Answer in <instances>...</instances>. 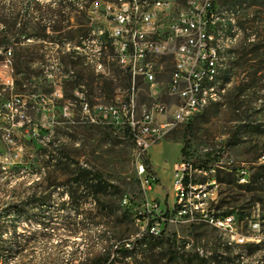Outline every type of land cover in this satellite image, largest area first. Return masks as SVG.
<instances>
[{
  "label": "rangeland",
  "instance_id": "rangeland-1",
  "mask_svg": "<svg viewBox=\"0 0 264 264\" xmlns=\"http://www.w3.org/2000/svg\"><path fill=\"white\" fill-rule=\"evenodd\" d=\"M17 1L0 0V3L6 7L11 4L16 10L19 7ZM38 1L41 4L40 14L47 18L46 30L40 31L38 28L40 24H37L38 18L32 17L29 28L24 31L27 36L15 34L17 24L16 28L10 30L7 42L4 43V47L11 52L24 54L31 70L29 78L20 79L22 84H14L11 91L13 93L25 94L32 90L43 92L47 90L41 74L42 65L48 56L61 57L66 65L71 64L67 55L61 53L62 43L59 42L74 41L85 32L86 11L93 0H77L82 8L74 5L77 10L71 11L65 8V0L62 5L54 0ZM218 4L221 5L218 9H228L225 0H218ZM58 9L64 11L63 20L60 16L55 18L52 15ZM234 17L237 18L236 15ZM18 22L20 24L22 20ZM52 26L60 28L59 32H53ZM38 35L40 37H37ZM242 36L243 33L230 49L231 54L226 71L220 74L224 86L223 98L208 104L187 125H177L170 130L158 142L161 146L160 151L155 153L150 147L146 154L141 156L140 162L147 176L152 178V184H156L151 185V190L142 188L133 143L118 128L79 125L72 122L55 124L48 143L29 140L16 131L14 140L22 145L19 158L14 161L8 159L5 165L0 162V264H50L51 259L62 263L71 253L79 255L80 251L87 246L83 231L70 233L61 222L62 217L72 215L71 203L66 202L64 207H61V202L68 199L64 193L65 186H49V184L65 180V171L63 173L62 170H55L50 165L54 162V158L50 160L51 156L58 157L62 146L67 150L63 153V159L84 161L92 157L96 160V168L102 170L107 177H111L114 184L124 191L120 205L133 214L134 225L139 232L146 231V225L151 223L153 216L159 222L162 232L168 236L177 250L187 252L198 250L202 254H208L214 244L220 243V246L224 248L223 254L228 256L240 250L238 245L253 242L259 243L260 248L248 260L258 259L264 253L262 245L264 219L260 216L261 203L255 202L254 205L248 206L243 219H238L235 210L230 213L235 214L236 217L234 232L245 239L241 243L229 240L220 229L213 225L176 216L172 189L173 172L169 168L172 162L187 161L193 165V168L206 171V175L200 173L194 175L196 182L207 181L212 174L215 175L217 167L229 168L235 173L236 183L243 184L249 178L248 169L253 165L264 163V153H261L264 147V136L236 146L226 145V131L235 124L233 120L235 112L230 108L225 95L235 82L233 80L228 84L224 77L229 69L230 59L233 58V50ZM55 42H58V45H54ZM1 55L3 58L4 53L2 52ZM10 56L7 54V59H10L12 64L15 59ZM72 65L78 81L85 85L87 99L90 102H107L116 86L126 84L115 70L112 79L96 75L91 67L79 61L73 62ZM65 96L68 100L74 98L71 83L65 86ZM145 101H147L145 95L139 97L140 103ZM258 105V103L249 105L248 114L251 115L249 119L253 121L259 119L264 123V116L258 117L252 113L253 108H257ZM82 144L87 145L93 153L88 155L83 152ZM182 148H184L183 155ZM4 150H7V155L12 153L8 143L0 140V156L3 155ZM152 156H155L158 175L152 170ZM44 161H47L49 165L47 168L42 167ZM209 169L214 171L209 172ZM225 189L224 184L217 185V195L212 205L223 199L220 213L229 214L231 206L227 201L231 194ZM220 191L222 193H219ZM31 196L36 198L35 203L30 201ZM151 201L157 204V208L148 212L145 206ZM240 204V202L237 203V206ZM38 206L46 208L39 211ZM257 223L258 226H255ZM14 237L17 243H13ZM243 252H245L244 249Z\"/></svg>",
  "mask_w": 264,
  "mask_h": 264
},
{
  "label": "built area",
  "instance_id": "built-area-1",
  "mask_svg": "<svg viewBox=\"0 0 264 264\" xmlns=\"http://www.w3.org/2000/svg\"><path fill=\"white\" fill-rule=\"evenodd\" d=\"M75 5L82 8L78 2ZM219 6L218 0H93L86 11L85 32L74 41L59 42L65 43V55L71 64L57 62V57L48 56L42 65L41 77L47 88L44 92H11L15 83L12 64L7 59V52L11 51L7 49L0 59V139H8L12 153L7 155L4 150L0 162L5 165L8 159L19 158L22 145L14 140L16 131L29 140L48 143L55 124L72 122L127 128L132 136L141 186L150 190L152 178L147 176L140 158L177 126L153 128V121L164 113L167 102L178 103V110L171 116L179 117L178 125L188 124L204 109L203 79L213 71V32H218L215 10ZM239 15L238 12L237 18H233L237 21V34L250 33L254 40L252 27L242 28ZM252 16L249 8L247 17ZM96 31L104 32L110 53L106 61L93 60L91 70L112 79L115 70L126 82L114 88L107 102L88 101L85 85L78 81L77 75L74 79L66 78V71L74 70L72 63L78 61V58L69 57L68 45L76 46L77 40L88 43L89 33ZM175 46H183V53H175ZM177 79H186V87L180 89L178 101H171ZM67 83H71L75 91L73 100L65 96ZM215 88H219L220 101L223 86L217 83ZM142 95L147 101L140 103ZM172 172L177 217L213 225L229 240L243 242L245 238L234 232L235 214L215 213L212 204L218 183L214 174L207 181L196 182L194 175H206V171L193 168L187 161L176 162ZM145 208L151 212L157 204L147 202ZM146 231L154 235L162 232L153 216Z\"/></svg>",
  "mask_w": 264,
  "mask_h": 264
},
{
  "label": "trees",
  "instance_id": "trees-1",
  "mask_svg": "<svg viewBox=\"0 0 264 264\" xmlns=\"http://www.w3.org/2000/svg\"><path fill=\"white\" fill-rule=\"evenodd\" d=\"M56 1L59 5L64 4V0H54ZM65 2V8L70 11L77 10L74 6L77 0H65ZM225 4L228 9L236 12V16L238 12L240 13L238 21L240 26L242 28L251 26L254 33V40L252 34L243 33L241 41L233 50V58L224 77L228 84L233 80L235 82L225 97L228 98V104L235 112L233 117L235 124L226 131V145L236 146L264 136L263 121L250 120L251 115L248 114L249 105L258 103L252 113L258 117L264 116V0H225ZM17 6L19 7L15 10L11 4L6 7L0 3V59L2 52L7 50L4 43L7 42L9 32L12 28H16L17 24L15 34L25 36L27 35L24 31L29 28L32 17L38 18L40 31L44 32L48 25L47 18L40 14L41 4L38 0H18ZM249 8L253 13L251 18L247 17ZM52 15L55 18L60 16L62 20L65 18L62 9H58ZM18 20L22 22L19 24ZM59 30L60 28L52 26L53 32ZM10 53L15 59L12 63L14 83L20 85L22 84L20 79L25 80L31 74L29 61L24 54L14 51ZM120 130L132 141L127 128ZM61 149L58 157L51 156L50 160L54 158V162L50 165L55 170H62L63 173L65 171V180L49 186H65L64 193L68 199L61 202V207H64L66 202L71 203L72 215L62 217L61 222L70 233L83 231L87 246L79 255L71 253L62 263L51 259L50 264H264V253L256 260H248L260 248L259 243L238 245L240 250L228 256L223 254L224 248L218 243L214 244L210 253L202 254L198 250L193 252L177 250L164 232L159 235L148 231L139 232L134 225L133 214L120 205L124 191L114 184L111 177H107L102 170L96 168V160L92 157L84 161L63 159V153L67 150L64 146ZM82 150L88 155L93 153V150L85 144H82ZM261 153H264V147ZM183 154L184 148H182ZM46 162L44 161L43 168L49 166ZM248 170L249 178L243 184L236 183L235 173L229 168L217 167L215 179L218 184H224L225 190L231 194L227 201L231 206L229 214L235 210L238 219H243L248 206L260 202V216L264 219V163L253 165ZM30 201L35 203L36 198L31 196ZM239 202L241 204L237 206ZM223 203L224 200L220 199L213 205L217 215L225 214L220 213ZM37 208L42 211L46 207ZM17 242L14 237L13 243ZM262 245L264 246V242ZM243 257L246 259L244 260Z\"/></svg>",
  "mask_w": 264,
  "mask_h": 264
},
{
  "label": "bare ground",
  "instance_id": "bare-ground-1",
  "mask_svg": "<svg viewBox=\"0 0 264 264\" xmlns=\"http://www.w3.org/2000/svg\"><path fill=\"white\" fill-rule=\"evenodd\" d=\"M235 13L230 9L220 8L215 10V24H217L218 32H213L215 58L213 60V71L209 76L203 79V98L204 108L219 100V88H215L217 83L222 85L220 74L227 68V62L230 57V49L240 39L241 34H237V25ZM229 23V24H228ZM61 47V46H60ZM69 57L78 58V61L93 69V60L106 61L109 59L110 46L105 40L103 31L92 32L88 35V43L79 40L75 45H68ZM61 53H66L65 43H62ZM175 53H183V46H175ZM7 54H11L7 52ZM63 58L57 57V62H64ZM77 75L75 70H67L66 78L74 79ZM186 87V79H177V89H173L171 101H178L180 97V89ZM224 93V86H223ZM75 98V91L73 89ZM178 110V103L167 102L165 104L164 113L156 117L153 121V128H163L165 125H178L179 117H171ZM8 143V139H0Z\"/></svg>",
  "mask_w": 264,
  "mask_h": 264
},
{
  "label": "crops",
  "instance_id": "crops-1",
  "mask_svg": "<svg viewBox=\"0 0 264 264\" xmlns=\"http://www.w3.org/2000/svg\"><path fill=\"white\" fill-rule=\"evenodd\" d=\"M151 147H152V151L155 152V153L161 150V146L158 145V143L152 145ZM154 159H155V156H152L151 157L152 170L156 173V175H158ZM174 164L175 163L172 162L171 166L169 167L171 171L173 170V165ZM152 185H156V184H152Z\"/></svg>",
  "mask_w": 264,
  "mask_h": 264
}]
</instances>
